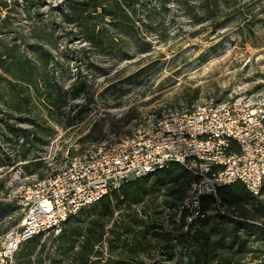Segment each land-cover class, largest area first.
Masks as SVG:
<instances>
[{
  "label": "trees",
  "instance_id": "1",
  "mask_svg": "<svg viewBox=\"0 0 264 264\" xmlns=\"http://www.w3.org/2000/svg\"><path fill=\"white\" fill-rule=\"evenodd\" d=\"M6 1L0 0V10ZM152 3H171L217 27L231 17L225 9L234 8L237 0H68L58 23L42 18L8 39L7 31L0 30V106L15 113L20 122L23 115L30 116L28 128L5 121L6 132L22 140L34 138L42 130L37 123L40 114L32 110L34 103L57 113L66 104L50 52L58 47L62 27L75 29L89 46L127 56L122 50L126 39L139 50L145 48L140 26ZM1 21L4 27L5 19ZM253 24L245 23L240 33L252 32ZM84 91L83 84L75 82L68 90L72 96ZM193 180L186 168L173 161L147 176L130 178L69 218L59 233L50 232L47 239L54 249L46 257L42 256L45 242L40 241L41 234L35 235L21 243L14 264H264V184L258 195L241 181L219 186L216 196L201 197L202 216L187 222V212L179 206ZM11 205L0 201V213Z\"/></svg>",
  "mask_w": 264,
  "mask_h": 264
},
{
  "label": "rangeland",
  "instance_id": "2",
  "mask_svg": "<svg viewBox=\"0 0 264 264\" xmlns=\"http://www.w3.org/2000/svg\"><path fill=\"white\" fill-rule=\"evenodd\" d=\"M6 2L0 10V23L5 19L0 30L7 31L8 39L42 18L58 23L68 0ZM150 9L140 26L145 48L139 50L126 39L122 50L127 56L89 46L75 29L58 31V47L50 52L66 104L57 113L34 103L32 110L40 114L37 123L42 128L36 137L22 140L6 132L5 121L28 128L30 116L23 115L20 122L0 106V201L12 204L0 213V231L20 218L13 198L40 174L57 171L74 156L208 99L239 100L249 103L248 108L264 109V21H257L264 18V0H237L234 8L225 9L231 17H222L217 27L171 3H152ZM250 21L255 24L252 32L240 33ZM66 30L71 33L63 35ZM73 82L82 83L85 91L72 96L68 90ZM48 234L40 235L45 242L43 257L54 249Z\"/></svg>",
  "mask_w": 264,
  "mask_h": 264
},
{
  "label": "built area",
  "instance_id": "3",
  "mask_svg": "<svg viewBox=\"0 0 264 264\" xmlns=\"http://www.w3.org/2000/svg\"><path fill=\"white\" fill-rule=\"evenodd\" d=\"M248 104L204 100L74 156L28 184L13 198L20 218L0 234V264H14L22 242L59 233L69 218L124 181L147 176L171 161L194 176L179 206L187 212V222L202 216L201 197L216 196L219 186L241 181L258 195L264 184V109Z\"/></svg>",
  "mask_w": 264,
  "mask_h": 264
}]
</instances>
